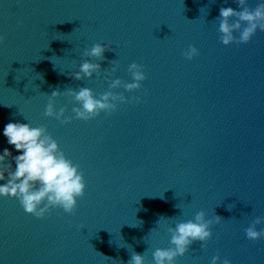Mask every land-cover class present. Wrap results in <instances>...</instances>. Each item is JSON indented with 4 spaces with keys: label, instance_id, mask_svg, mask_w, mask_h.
Masks as SVG:
<instances>
[{
    "label": "water",
    "instance_id": "95a60500",
    "mask_svg": "<svg viewBox=\"0 0 264 264\" xmlns=\"http://www.w3.org/2000/svg\"><path fill=\"white\" fill-rule=\"evenodd\" d=\"M221 7L240 10L233 0H0V154H22L6 124L43 125L86 184L72 215L36 219L0 197V264H127L133 252L153 264L152 253L170 247L167 229L200 211L222 220L203 250L195 242L175 264H211L217 254L218 264H264V238L244 231L264 217V32L223 46ZM94 44L113 51L83 57ZM189 45L199 53L191 61ZM83 59L101 72L76 81L69 74ZM112 60L110 79L127 83L128 66H143L138 91L113 90L139 103L63 126L44 116L54 90L108 91ZM54 105L66 116L79 106L64 95Z\"/></svg>",
    "mask_w": 264,
    "mask_h": 264
},
{
    "label": "clouds",
    "instance_id": "9594fccd",
    "mask_svg": "<svg viewBox=\"0 0 264 264\" xmlns=\"http://www.w3.org/2000/svg\"><path fill=\"white\" fill-rule=\"evenodd\" d=\"M233 2L240 9L239 11L231 7H221L219 16L214 20L219 22L220 43L226 47L234 43L247 44L257 30L264 32V0H259L254 9L247 6L248 0H233ZM235 33L239 34L238 37L234 35ZM4 41L5 37L0 36V45ZM106 51L113 49L110 45L94 44L90 49L86 48L82 55L93 61H103ZM198 54V50L191 45L182 53L189 61ZM110 65L103 70L108 91L97 98L87 87H80L78 90H54L51 95L44 94L48 97L44 116L56 119L63 126L71 123L73 119L88 122L101 113L111 115L117 111L119 104L139 103V97L126 99L123 93H116L113 90L123 88L128 93L138 91L146 79L143 66L135 62L128 66L127 71L132 82L127 83L120 79H110L118 71L115 60L110 61ZM100 72V63L83 59L79 71L69 75L76 81H82L91 80L93 74L99 75ZM25 91H27L26 87ZM61 95L70 97L74 104L79 105L72 108V116L65 115L67 111L65 107L56 111L54 101ZM3 135L8 145L22 154L13 156L8 148L0 154V181L4 182L0 184V197L17 200L24 212L36 219H43L46 214H51L56 209H62L65 214L72 215L77 200L83 198L86 188L84 174L79 165L66 158L56 140L43 125L32 127L29 123L10 122L5 125ZM12 162L15 163V169ZM234 207V204L231 207L227 206V210L232 211ZM161 218L157 224L160 223ZM221 220L222 217L218 215L206 219L205 212L200 211L193 220L180 222L174 228H168L167 232L171 237L170 247L156 249L152 253L153 264H175L177 258L183 257L195 242H199L203 250L212 238L211 228ZM262 223L264 217H257L244 230L247 240L255 242L264 238V228L260 231L256 230ZM218 261L220 257L217 254L212 257L211 264H218ZM127 264H145L144 253L133 252ZM222 264H230V261L225 258Z\"/></svg>",
    "mask_w": 264,
    "mask_h": 264
}]
</instances>
